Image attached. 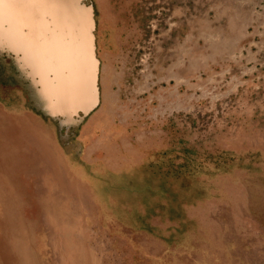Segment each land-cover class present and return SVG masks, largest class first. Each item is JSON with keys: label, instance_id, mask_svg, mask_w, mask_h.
<instances>
[{"label": "rangeland", "instance_id": "1", "mask_svg": "<svg viewBox=\"0 0 264 264\" xmlns=\"http://www.w3.org/2000/svg\"><path fill=\"white\" fill-rule=\"evenodd\" d=\"M82 4L87 115L0 53V264H264V0Z\"/></svg>", "mask_w": 264, "mask_h": 264}, {"label": "bare ground", "instance_id": "2", "mask_svg": "<svg viewBox=\"0 0 264 264\" xmlns=\"http://www.w3.org/2000/svg\"><path fill=\"white\" fill-rule=\"evenodd\" d=\"M94 29L91 8L82 0H0V53L25 72L24 80L38 90L45 109L69 122L80 113L87 115L100 101ZM8 131L27 137L32 132L27 121L23 129L12 123ZM32 141L24 140L29 146Z\"/></svg>", "mask_w": 264, "mask_h": 264}]
</instances>
